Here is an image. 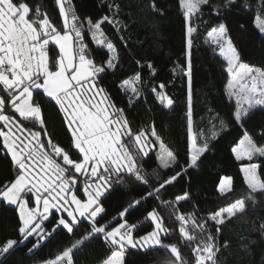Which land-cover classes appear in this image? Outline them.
Here are the masks:
<instances>
[{"label":"snow or ice","instance_id":"obj_1","mask_svg":"<svg viewBox=\"0 0 264 264\" xmlns=\"http://www.w3.org/2000/svg\"><path fill=\"white\" fill-rule=\"evenodd\" d=\"M56 3L63 18L62 29H58L46 13L42 14L39 7L35 9V15H43V19H29L33 9L24 0H0V152L10 155L13 167V178L0 182V201L15 205L19 219L15 229L19 239L9 238L0 242V258L30 238L34 240L28 249L31 254L60 229L74 235L80 218H86L85 222H90V230L53 258L41 261V264H75L74 251L97 234H103L105 243L113 249L102 264H124V252L129 247L168 249L175 258V264H187L177 244L163 243L162 237L167 238L169 229L156 208L147 212L145 221L152 224V229L142 236H134L138 225L130 224L127 219L131 211L150 197L168 206L179 205L190 196L185 192L175 201L160 198L161 191L172 185L181 172L168 178L157 177L156 186L149 185V174L138 161L147 158L157 144L160 168H174L179 163L177 156L157 135L154 123L150 129L133 130L123 114L124 110L116 107L107 90L99 84L105 66L97 65L88 55L89 50L84 42L86 34L91 35L97 46H105L109 54L116 51L114 44L104 39L102 25L107 22L117 31L125 27L116 19L119 6H116L115 15H104L93 22L90 18L80 21L71 0H56ZM209 3L210 0H178L186 23L189 54L193 43L191 36L196 31L192 27V20ZM65 4L68 5L67 9ZM235 4L236 0H224V4L216 6L213 12L218 15L221 7L228 8ZM149 8L157 10L155 0H150ZM253 23L264 35V0H259V14ZM227 32V26L221 23L208 30L207 36L226 61L224 71L229 76L226 92L235 100L233 120L243 126L250 111L264 106V69L241 62ZM50 42L58 46V55L53 59L48 55ZM114 60L115 57H111L106 62L108 69L116 66ZM147 67L150 70L153 68L150 63ZM186 75L189 84L187 167H195L208 151V144L199 146L192 135L190 61ZM142 83L139 72L121 82L120 87L129 94L130 105L141 98L142 91L137 85ZM158 87L161 89L159 92L155 86L151 89L157 100L165 108L173 106V100L162 91L165 85L161 83ZM34 91L47 98L61 114L65 130L70 133L67 148L55 141L48 131L42 105L36 101ZM220 126L226 127L224 121L220 122ZM260 135L264 137V131ZM231 152L238 161H253L254 158H264V144H257L244 129ZM73 153L77 159L73 158ZM259 167L261 165L257 163L242 166L244 183L250 191L206 216L198 217L195 211L177 213L173 207L171 216L180 225L179 241L186 245L195 244L191 248L195 264H216L219 249L216 235L209 230V223L219 233L228 219L245 211L247 201L255 203V193L264 192V180L259 178L257 172ZM126 177L149 186L151 191L144 197L134 199L112 221L100 225L97 218L102 219V214H106L102 199L106 198L113 184L124 185ZM81 178L83 200L76 194L81 186ZM217 190L221 195L233 191L232 178L221 177ZM50 217L56 223L48 230L45 224ZM116 221L119 222L113 227ZM260 228L264 230V223L260 224Z\"/></svg>","mask_w":264,"mask_h":264},{"label":"trees","instance_id":"obj_2","mask_svg":"<svg viewBox=\"0 0 264 264\" xmlns=\"http://www.w3.org/2000/svg\"><path fill=\"white\" fill-rule=\"evenodd\" d=\"M24 1L33 9L32 14H35V9L39 7L41 13L48 12L58 26L62 27L56 0ZM149 3L150 0H71L75 14L83 20L90 18L97 21L104 15L113 16L116 6H119L116 19L125 27L117 31L107 22L102 25L104 39L106 42H112L116 51L109 54L106 47H99L90 40L89 54L97 65L105 66L99 84L107 90L116 107L124 110L123 114L134 131L150 129L154 123L157 135L176 154L179 163L168 170L159 167L158 144L147 158L138 161L149 174L147 179L152 187L156 186L157 177L168 178L177 172L182 173L172 185L161 191V200L175 201L177 196L185 192L190 196V199L179 205L168 206L159 203L155 197L144 200L127 215L130 224L138 225L134 236H142L152 229V224L145 221V217L148 211L156 208L164 217V224L169 229L167 238L162 237L163 243L177 244L187 264H195L191 252L195 244L186 245L179 241L180 225L171 216L173 207L177 213L188 214L195 211L200 217L245 196L250 190L244 183L242 162L235 158L231 148L243 135L244 129L252 135L257 144H264V137L260 135L264 131V106L252 110L243 126L233 120L235 100L226 92V61L212 45L207 31L221 23L225 24L240 60L264 68V35L259 33L253 23L256 13L259 12V0H237L234 6L221 7L218 15L213 9L218 5L222 6L224 0H210L209 5L203 6L202 13L192 20V27L196 31L191 36L193 43L190 54L186 23L178 0H155L156 11L149 8ZM50 52L53 59L58 55V48L52 45ZM111 57H115L113 62L116 66L108 69L106 62ZM189 61L192 131L200 146L208 144V151L201 156L195 167H187L189 84L186 72ZM149 63L153 66L151 70L147 67ZM137 72L141 74L143 81L138 85L142 96L138 102L130 105L129 94L124 92L120 84ZM161 83L165 85L162 91L174 102L170 108H165L151 91L154 86L158 92L161 91L158 87ZM34 96L42 105L47 128L53 134V139L67 148L70 133L65 130L56 106L47 98H42L37 91H34ZM221 121H224L225 128H221ZM73 156L78 158L75 153ZM254 161L261 165L259 176L264 180V158ZM223 176L232 178L233 191L227 195H221L217 190ZM12 178L11 157L0 152V182ZM125 181L124 185L113 184V188L106 193V198L102 199L106 214H102V219L97 218L100 225L112 221V218L134 199L144 197L151 191L149 186L127 177ZM80 192L82 193V189ZM254 198L255 203L247 201L245 211L228 219L219 233H216L215 227L209 223V230L216 235L219 249L215 257L216 264H264V230L260 228V224L264 223V192L255 193ZM80 221L74 235L60 229L31 254L28 249L34 240L30 238L0 258V264H36L53 258L90 230V222H85L86 218ZM118 222H114L112 226H116ZM55 223V219L50 217L46 225L51 230ZM18 224L17 207L0 201V242L9 238L19 239L15 231ZM112 250L105 243L103 234H97L74 251L73 259L75 264H100ZM124 264H175V258L168 249L129 247L125 250Z\"/></svg>","mask_w":264,"mask_h":264},{"label":"rangeland","instance_id":"obj_3","mask_svg":"<svg viewBox=\"0 0 264 264\" xmlns=\"http://www.w3.org/2000/svg\"><path fill=\"white\" fill-rule=\"evenodd\" d=\"M237 1V0H236ZM15 2V1H14ZM24 2H26V1H24ZM27 3V2H26ZM67 7H68V5L67 4H65V8L67 9ZM58 8H59V6H58ZM43 13H45V12H42V14ZM47 15H48V18L50 19V21L58 28V29H62V27H63V18L61 17V22H62V27L60 28L59 26H58V24L53 20V18H51V15L47 12L46 13ZM257 14H259V12L258 13H256V15ZM256 15H255V17H256ZM29 19H43V15H40L39 17H37L35 14H30V17H29ZM80 19V21H85V20H83V19H81V18H79ZM93 22H95V21H93ZM86 28H87V25H85V30H86ZM228 34V33H227ZM229 36V35H228ZM210 40H211V38L210 37H208ZM90 40H92L91 39V35L90 34H86L85 36H84V42L87 44V47H88V50H89V48H90ZM93 41V40H92ZM94 42V41H93ZM95 43V42H94ZM233 43V42H232ZM234 45V44H233ZM51 46H52V42H50V44H49V49H48V55H49V58L51 59L52 58V55H51V52H50V48H51ZM57 48H58V46H56ZM100 47V46H99ZM105 47V46H104ZM88 55H89V57L90 58H92V56L89 54V52H88ZM93 59V58H92ZM241 61V60H240ZM241 62H243V63H246V62H244V61H241ZM246 64H248V65H250V66H254V67H256V68H261V67H258V66H256V65H252V64H249V63H246ZM261 69H264V68H261ZM228 79H229V76H228ZM138 86V85H137ZM240 85H237V87H239ZM139 87V86H138ZM234 99V98H233ZM165 103H166V101H165ZM258 107H260V106H258ZM257 107V108H258ZM251 112V111H250ZM192 135L195 137V134H194V132L192 131ZM197 142V141H196ZM199 146H200V144L199 143H197ZM202 146V145H201ZM73 158L74 159H77V158H75L74 156H73ZM256 159H258V158H254V160H256ZM248 161L247 159H244V160H240L241 162H242V164H241V168H242V166H244V165H247L248 163H257L258 165H259V163H258V161ZM257 172H258V176H259V168H258V170H257ZM223 177H230V176H223ZM259 178H260V176H259ZM261 179V178H260ZM81 189H82V193L80 192L81 191ZM76 194H77V196L80 198V199H85V196L83 197V178H81V186H80V189L76 192ZM54 211V210H53ZM80 219H83V218H80ZM45 227L49 230V228H48V226L45 224ZM111 255V254H110ZM109 255V256H110ZM108 256V257H109ZM107 257V258H108ZM106 258V259H107ZM124 258H125V252H124ZM36 264H41V262H38V263H36ZM100 264H102V263H100Z\"/></svg>","mask_w":264,"mask_h":264},{"label":"crops","instance_id":"obj_4","mask_svg":"<svg viewBox=\"0 0 264 264\" xmlns=\"http://www.w3.org/2000/svg\"><path fill=\"white\" fill-rule=\"evenodd\" d=\"M83 197H84V195H83Z\"/></svg>","mask_w":264,"mask_h":264}]
</instances>
